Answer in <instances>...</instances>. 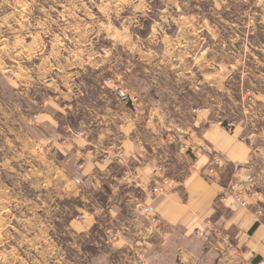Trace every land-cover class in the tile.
I'll return each instance as SVG.
<instances>
[{
	"label": "rangeland",
	"instance_id": "374dc122",
	"mask_svg": "<svg viewBox=\"0 0 264 264\" xmlns=\"http://www.w3.org/2000/svg\"><path fill=\"white\" fill-rule=\"evenodd\" d=\"M70 82L110 103L117 93L134 115L129 94L140 113L156 106L180 122L207 107L264 170V0H0V264H134V244L116 231L107 241L108 218L93 223L89 192L70 185L84 159H68L62 176L64 144L45 142L74 127L44 102ZM46 110L60 132L39 120Z\"/></svg>",
	"mask_w": 264,
	"mask_h": 264
},
{
	"label": "crops",
	"instance_id": "0c3cea01",
	"mask_svg": "<svg viewBox=\"0 0 264 264\" xmlns=\"http://www.w3.org/2000/svg\"><path fill=\"white\" fill-rule=\"evenodd\" d=\"M39 82L52 84L45 78ZM73 82L61 97L70 101V107L60 99L44 98V102L53 103L58 115L69 118L84 135L58 147L62 153L57 164L48 152H44V159L52 161L62 176H68L64 165L68 159H84L83 178L76 181L71 169L70 185L76 191L89 192L86 199L93 210L87 213L93 223L99 212L108 218L110 225L104 226L107 241L112 231L121 232L120 245L128 248L133 243L132 253L141 258V262L135 258L134 264H250L264 258V215L254 212L257 197H264V170L254 168L252 146L236 127L225 129L222 120L211 117L207 107L187 122L159 112L156 106L134 115L117 93L116 101L110 103L102 93L95 99L91 90L80 84L74 87ZM105 85L104 80L99 81L98 90ZM79 112L82 116L74 118ZM39 117L48 128L60 132L62 122L52 113L42 111ZM180 132H185L187 143H208L222 156V165L215 173H202L208 160L206 153L193 157L179 148L176 136ZM113 143L122 149L123 161L109 151ZM107 149L109 154H103L107 157L99 159L100 150L105 153ZM240 163L260 190L247 206L235 205L228 190L233 170ZM158 165L162 168L156 173ZM124 168L132 170L138 184L124 179ZM162 174L169 178V184L153 198H145L143 191L157 184ZM99 192L103 193L101 199ZM143 203L158 214L161 225L151 224L142 214ZM206 218L224 228L229 239L218 234H195L194 229L202 227ZM231 245L239 247L240 252L232 253Z\"/></svg>",
	"mask_w": 264,
	"mask_h": 264
},
{
	"label": "built area",
	"instance_id": "2783aa9c",
	"mask_svg": "<svg viewBox=\"0 0 264 264\" xmlns=\"http://www.w3.org/2000/svg\"><path fill=\"white\" fill-rule=\"evenodd\" d=\"M122 93V92H121ZM129 98L131 100V104L133 105V111L136 114L140 113L139 107L134 104V101L136 97L132 94H129ZM251 100H253L252 97L249 96ZM233 125L232 122H227L226 126L229 128ZM64 131L60 135H48L46 138V144L47 145H53L54 143L58 144H66L71 138L77 137V136H83V131L79 129H75L68 123H64L63 125ZM176 139L179 142V148L185 152H189L193 155L204 152L208 156L207 163L205 164L202 173L204 175H212L217 171V169L222 165V157L221 155L214 149L211 148V146L208 143L202 142L199 144H192L187 143L186 134L185 132H180ZM105 154L108 155V149L105 150ZM109 151L115 155L118 159L123 161V151L122 149L115 143L109 145ZM104 155L103 158L107 157ZM195 157V156H193ZM162 167L160 165L157 166V170H160ZM83 169H84V163L82 161L77 162L74 165V171L76 173V177L79 178L83 176ZM122 176L125 180H129L133 183L138 184V180L136 175L132 172L129 168H124L122 170ZM233 180L228 184V190L229 193L232 196V199L234 201L235 205L239 206H247L249 204L250 198H254L258 195L259 191L253 186L252 182H250V177L245 172V167L243 165H237L235 166L233 170ZM159 180L157 184H154L150 186L147 190H144V197L151 199L153 198L164 186H167L169 184L168 177L164 175H159ZM223 196V195H222ZM222 196L219 197V199L222 198ZM141 212L143 215H145L151 222V224L158 225L160 223L159 217L156 215V213L153 211V208L143 203L141 206ZM254 212L257 215H264V197H257V201L255 204V210ZM194 231L202 237L208 236L209 234H218L222 239L228 240L229 234L226 230H224L221 226L215 224V222L209 218L204 219L202 227H196ZM230 251L234 254H238L240 252L239 247L235 245L230 246ZM250 264H264V258H261L256 263H250Z\"/></svg>",
	"mask_w": 264,
	"mask_h": 264
},
{
	"label": "bare ground",
	"instance_id": "6f19581e",
	"mask_svg": "<svg viewBox=\"0 0 264 264\" xmlns=\"http://www.w3.org/2000/svg\"><path fill=\"white\" fill-rule=\"evenodd\" d=\"M116 144V143H115ZM192 165H194V163H192ZM163 175V174H162ZM165 176V175H164ZM167 177V176H166ZM169 179V178H168Z\"/></svg>",
	"mask_w": 264,
	"mask_h": 264
},
{
	"label": "trees",
	"instance_id": "16d2710c",
	"mask_svg": "<svg viewBox=\"0 0 264 264\" xmlns=\"http://www.w3.org/2000/svg\"><path fill=\"white\" fill-rule=\"evenodd\" d=\"M251 229H253V227H252ZM251 229H250V230H251Z\"/></svg>",
	"mask_w": 264,
	"mask_h": 264
}]
</instances>
